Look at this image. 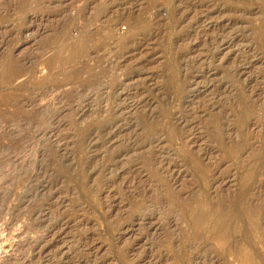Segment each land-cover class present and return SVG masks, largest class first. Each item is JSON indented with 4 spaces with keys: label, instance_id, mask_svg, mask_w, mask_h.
I'll list each match as a JSON object with an SVG mask.
<instances>
[{
    "label": "rangeland",
    "instance_id": "rangeland-1",
    "mask_svg": "<svg viewBox=\"0 0 264 264\" xmlns=\"http://www.w3.org/2000/svg\"><path fill=\"white\" fill-rule=\"evenodd\" d=\"M0 264H264V0H0Z\"/></svg>",
    "mask_w": 264,
    "mask_h": 264
}]
</instances>
